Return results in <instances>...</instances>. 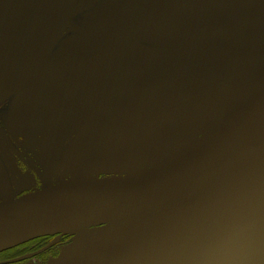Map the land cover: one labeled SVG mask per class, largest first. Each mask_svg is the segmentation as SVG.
Segmentation results:
<instances>
[{
	"label": "flooded vegetation",
	"instance_id": "af4514ba",
	"mask_svg": "<svg viewBox=\"0 0 264 264\" xmlns=\"http://www.w3.org/2000/svg\"><path fill=\"white\" fill-rule=\"evenodd\" d=\"M236 38L264 41V0H0V194L141 174L174 157L255 82L258 62L248 75L236 68L240 78L213 69L215 46ZM75 53L92 57L74 62ZM76 66L95 73L76 80ZM215 79L240 89L211 98ZM53 129L59 142L43 144ZM57 146L82 173L48 183ZM66 239L35 238L0 252V264H46Z\"/></svg>",
	"mask_w": 264,
	"mask_h": 264
},
{
	"label": "water",
	"instance_id": "95a60500",
	"mask_svg": "<svg viewBox=\"0 0 264 264\" xmlns=\"http://www.w3.org/2000/svg\"><path fill=\"white\" fill-rule=\"evenodd\" d=\"M70 72L83 82L95 73ZM236 101L212 131L144 173L81 178L1 203L0 246L18 240L0 252L59 234L91 238L53 264H264V75Z\"/></svg>",
	"mask_w": 264,
	"mask_h": 264
},
{
	"label": "rangeland",
	"instance_id": "374dc122",
	"mask_svg": "<svg viewBox=\"0 0 264 264\" xmlns=\"http://www.w3.org/2000/svg\"><path fill=\"white\" fill-rule=\"evenodd\" d=\"M228 45L225 47L224 45H216L215 46V52H211V55L213 53V69L217 72V75L219 77L220 80H222V77H227V74L229 73V70L227 68H223V67H228L231 70V75L233 77H242V74H239L238 72H236V68L241 70H245L243 72L247 73V75L250 73V70H255L254 67V62H258L259 66L257 68V71L255 72V74L252 76V78L255 80L254 84L259 81V78L261 77V75H264V53H255L251 51V48L256 47L259 48L261 46L264 47V41H260V40H254V41H250L249 38H236V39H232V40H227ZM250 46V47H249ZM262 52V51H261ZM230 64H234V66H231ZM242 72V71H241ZM204 73L202 72V75ZM247 81L249 80V78H247ZM210 84L212 85V92H211V98H215L214 96H219L218 98H220L222 96V94L228 93L230 92V88L229 87H223V86H219L218 83L216 82V79L213 82H210ZM254 84L243 88L242 90L244 91H248ZM199 89H204L203 87H200ZM240 89L239 87H235L233 90H238ZM220 102V100H213L211 102L212 104H215ZM229 102V101H228ZM239 101H236L234 104L232 102L227 103L225 102L224 105V112L222 113V115H226L227 113L230 112V110L232 109V107H234V105H236ZM58 122V121H56ZM91 134L94 135V137L98 138L101 135V132L99 131H95V129L93 130H89L87 133V136H90ZM52 139V142L54 143V146L57 142H59L60 139V134L59 131L56 129H53L50 133H44L41 137L40 140L42 141L43 144H46L47 139ZM95 138V139H96ZM46 140V142H45ZM41 141L40 143V151L42 150L41 148H43L44 146H41ZM53 146V147H54ZM79 152V149L76 152V156L74 158V160L77 161L78 157L77 154ZM42 154V153H39ZM65 154V150L62 147H56V152L52 153V156H50V161H46L45 162V167L48 169L47 170V174L49 176L48 180L51 182L48 183H52V182H59L61 181V179L64 178H71V177H75L76 175L82 173V169L79 168L78 164H76V166L74 165L73 162H70L69 159H67L66 157H63ZM51 155V154H50ZM66 158V159H65ZM12 197V196H11ZM11 197L5 196L3 194H0V204L3 202H6L8 200L11 199ZM63 236H67V239L62 242L59 247H58V253L55 257H52L50 259H48L46 264H53L65 257H67L68 255L72 254L73 252H75L78 248H80L81 246H83L84 244L88 243L87 241L91 238V236H87V237H78L77 235H63Z\"/></svg>",
	"mask_w": 264,
	"mask_h": 264
},
{
	"label": "bare ground",
	"instance_id": "6f19581e",
	"mask_svg": "<svg viewBox=\"0 0 264 264\" xmlns=\"http://www.w3.org/2000/svg\"><path fill=\"white\" fill-rule=\"evenodd\" d=\"M17 240H18V239H15V240H11V241H9V242H6L5 244H2V245L0 246V248L3 247V246H6V245H10V244L16 242Z\"/></svg>",
	"mask_w": 264,
	"mask_h": 264
}]
</instances>
